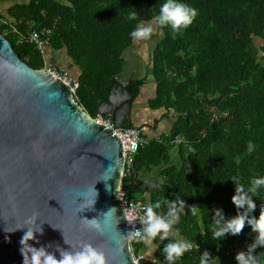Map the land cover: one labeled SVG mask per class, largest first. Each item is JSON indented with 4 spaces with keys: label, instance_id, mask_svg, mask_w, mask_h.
<instances>
[{
    "label": "trees",
    "instance_id": "16d2710c",
    "mask_svg": "<svg viewBox=\"0 0 264 264\" xmlns=\"http://www.w3.org/2000/svg\"><path fill=\"white\" fill-rule=\"evenodd\" d=\"M183 2L196 8L198 15L179 32L155 21L164 0H30L7 11L0 33L33 70L46 67L47 49L55 54L54 68L60 73L70 76L69 66L76 68L74 98L93 120L100 117L98 109L116 79L126 75L129 52L146 42L154 87L147 105L171 116L174 127L157 139L140 133L142 143L132 156L129 172L124 173L121 189L128 197L125 182L131 173L164 165L165 183L151 188L152 203L161 202L155 211L166 212L165 198L171 201L180 196L185 209L173 227L181 238L197 245L171 264H199L204 250L214 256L237 247L247 250L245 243L255 236L246 225L239 235H227L218 246L210 222L213 208L222 209L226 218L237 212L231 201L232 176L239 175L246 186L253 177L264 176V44L256 42H264V0ZM136 11L138 17L130 19ZM138 23L157 24V32L134 40L130 32ZM43 28L51 31L49 47L43 52L21 41V36ZM133 67L137 72V66ZM148 69L149 65L138 78L130 73L125 89L132 95L131 109L146 82H152ZM101 118L109 120L107 115ZM133 128L143 131L145 126ZM249 141L256 145L251 153ZM174 153H178V166H171ZM254 199L253 214L259 215L264 186ZM173 240L177 239L166 237L155 258H165L163 248ZM256 249L263 260L264 246Z\"/></svg>",
    "mask_w": 264,
    "mask_h": 264
},
{
    "label": "water",
    "instance_id": "95a60500",
    "mask_svg": "<svg viewBox=\"0 0 264 264\" xmlns=\"http://www.w3.org/2000/svg\"><path fill=\"white\" fill-rule=\"evenodd\" d=\"M128 84L117 78L100 105L99 115L111 121L103 126L62 81L28 67L0 33V264H24L21 239L39 225L43 233L27 241L32 247L59 256L57 245L91 244L106 264H134L120 206L124 148L115 135L131 128ZM85 218L99 219L104 231Z\"/></svg>",
    "mask_w": 264,
    "mask_h": 264
},
{
    "label": "clouds",
    "instance_id": "9594fccd",
    "mask_svg": "<svg viewBox=\"0 0 264 264\" xmlns=\"http://www.w3.org/2000/svg\"><path fill=\"white\" fill-rule=\"evenodd\" d=\"M197 15L198 10L184 3L183 0H164V3L160 5L155 21L161 26H171L174 31L179 32L182 28H187L191 25ZM137 17V11L130 14V19L135 20ZM152 33V23H138L130 32V36L134 40H143L149 38ZM255 147V143L249 141L247 151L251 153L255 150ZM230 180L235 184V191L231 196V201L236 207L237 212L235 215L226 218L222 209H211L210 230L213 238L218 241L219 246V241L225 239L227 235H239L246 225L250 226L251 231L255 234L254 239L247 245V250L239 251L236 254L235 259L238 264H261L259 255H254L253 253L257 247L264 246V203H260L259 215H254L253 213L257 208L254 197L258 195V190L264 186V176L253 177L249 186L241 182L239 175L232 176ZM156 186L155 184L153 185V187ZM95 193L96 197L97 192L95 191ZM80 196L84 198L83 202H81V204H84L83 211L85 208H88V204L86 203L85 196ZM94 203L95 200L91 206ZM164 203L167 204V211L164 213L155 211V209L161 207L160 201L149 203L145 208L144 217L141 221L142 227L130 230L127 236L151 242L157 236H160V239H164L178 231L173 226L180 221V214L185 209V201L180 196H177L175 200L171 201L165 198ZM191 209L195 210V206H191ZM113 210L116 211L115 208H111L105 214ZM87 220L90 222V227L101 232L104 231V226L100 223L99 219L93 218ZM36 232L42 234L43 228L40 225L38 229L27 227V231L21 239V244L23 245L21 252L24 256V264H106L104 252L91 244H84L77 249H73L72 246L65 249L57 245L59 256L55 252L48 251L44 246L39 248L32 247L27 241L33 239ZM25 243L28 245L27 253L25 252ZM65 243L67 242L65 241ZM194 247H197V245L193 240L177 239L167 243L163 248V252L168 261L174 262L184 252ZM199 264H220V261L219 257L204 250L200 254Z\"/></svg>",
    "mask_w": 264,
    "mask_h": 264
},
{
    "label": "crops",
    "instance_id": "0c3cea01",
    "mask_svg": "<svg viewBox=\"0 0 264 264\" xmlns=\"http://www.w3.org/2000/svg\"><path fill=\"white\" fill-rule=\"evenodd\" d=\"M29 1L30 0H0V22H4L7 19L6 18L7 11L11 7L21 4H27ZM46 52H47L46 53L47 63L53 62L54 64H56L54 61L56 59L55 54L50 52V50L48 49L46 50ZM144 53H147V56L149 57V47L147 44L143 45L142 43L137 48L129 52L128 54L129 57H127L128 58V63L126 66L127 70L125 69L124 71L126 72L125 74H129V76L131 74L134 75L135 70L133 69L135 68L133 67V65H135V63L138 64L142 54ZM69 71L72 74L73 78L77 79L78 70L76 68H73L72 66H69ZM149 82L150 81L146 82V85L144 86L141 95L135 101L130 113V117L132 121L131 127L133 128V127L145 126V128L142 131V134L144 137L151 140V139L160 138L163 135H168L174 127V119L171 116L170 117L164 116L165 114L163 113L152 111L148 107L147 102L149 98H147L146 93H149L150 94L149 96L151 98L154 92L153 80L152 82L150 83ZM170 162L172 163L171 166L172 165L178 166V153L172 154V159L170 160ZM163 167L165 166L160 165L148 170L143 169L142 171H139L138 173L135 174L131 173L129 175L130 180L125 182V185L130 191L128 197L131 200H135L139 202L141 205L145 207L149 203H152L151 188L156 189L159 186L161 188V186L165 183V180L161 175V172H163ZM154 184L157 186L153 187ZM169 237H171V239H183L176 232H174V234L172 235H169L168 238ZM165 239L166 238L160 239V237H158L152 240L151 242L138 240L133 244L134 253L136 255H142L144 257L142 264L144 262L145 263L149 262L151 264H168L169 262L167 261L165 262V258H163L160 261L158 258H155L156 249ZM245 244H250V243H245ZM143 248L145 249V252H142ZM239 251H244V250L237 247L228 254L225 253L218 255L217 257H219L220 264H238V262L235 259V256ZM256 252L257 249L254 250L253 254L256 255ZM262 259L263 260H261V264H264V257Z\"/></svg>",
    "mask_w": 264,
    "mask_h": 264
},
{
    "label": "built area",
    "instance_id": "2783aa9c",
    "mask_svg": "<svg viewBox=\"0 0 264 264\" xmlns=\"http://www.w3.org/2000/svg\"><path fill=\"white\" fill-rule=\"evenodd\" d=\"M13 31L16 32V30L14 29ZM50 35L51 31L43 28L34 30L26 36H21V41L23 40L26 43L34 44L37 50L43 52L44 48L48 46V36ZM43 70H47V72H49V74L55 80L62 81L69 87L71 93L73 95L75 94L78 85L73 82L70 76L62 74L57 69L51 67L47 69L45 68ZM95 121L102 124L103 126H111V121H103L101 116L98 117ZM141 132L142 130L139 128H130L126 130L118 129L115 132V135L121 141L124 148V173L125 171L129 172L133 162L132 156L142 143V140L140 138ZM120 206L122 208V213L124 214L125 219L130 226V229L133 230L135 228H141V221L144 217V211L146 207L135 200L129 199L126 193L122 190L120 191ZM138 240L139 239L137 238H130V249L133 252L134 264H142V261L144 260V257L142 255H136L133 250V244ZM166 261L169 262L168 264L171 263L165 258V262Z\"/></svg>",
    "mask_w": 264,
    "mask_h": 264
},
{
    "label": "rangeland",
    "instance_id": "374dc122",
    "mask_svg": "<svg viewBox=\"0 0 264 264\" xmlns=\"http://www.w3.org/2000/svg\"><path fill=\"white\" fill-rule=\"evenodd\" d=\"M153 33L152 34H154V33H156L157 31V24H154V26H153ZM31 33V32H30ZM153 38H156V37H153ZM256 42L257 43H259V44H264V42L262 41V40H259V39H257L256 40ZM143 45H145V43L144 42H141ZM47 47H49V42H48V46ZM141 49V48H140ZM150 57H151V55L148 57L147 56V53H144V54H142V56H141V59L139 60V62H138V64L137 63H135V66H138V69H137V72L135 71L134 72V75H137V76H134V78H138V75H139V72H141V71H143V70H145L146 68H147V66L149 65V69H148V73H149V76H148V80H153L152 78V75H151V63H149L150 62ZM145 66H146V68H145ZM49 67H51V68H54V67H57L56 66V64H54L53 62H48L47 64H46V67H44V69L46 68H49ZM145 68V69H144ZM147 70V69H146ZM70 74V76H71V73H69ZM145 75H146V73H145ZM140 77V76H139ZM71 78H73V76H71ZM121 79H123V80H125V81H129V79H130V76H129V74H126V75H124V76H122V77H120ZM147 94V98H150V94L149 93H146ZM109 119V118H108ZM103 121H107V120H104V119H102ZM158 237H160V236H157L156 238H158ZM169 238H171V237H169ZM142 252H145V249L143 248L142 249Z\"/></svg>",
    "mask_w": 264,
    "mask_h": 264
},
{
    "label": "flooded vegetation",
    "instance_id": "af4514ba",
    "mask_svg": "<svg viewBox=\"0 0 264 264\" xmlns=\"http://www.w3.org/2000/svg\"><path fill=\"white\" fill-rule=\"evenodd\" d=\"M122 190V189H121ZM123 191V190H122ZM126 193V192H125Z\"/></svg>",
    "mask_w": 264,
    "mask_h": 264
}]
</instances>
